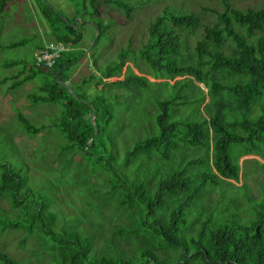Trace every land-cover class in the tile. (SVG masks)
Wrapping results in <instances>:
<instances>
[{"label":"trees","instance_id":"obj_1","mask_svg":"<svg viewBox=\"0 0 264 264\" xmlns=\"http://www.w3.org/2000/svg\"><path fill=\"white\" fill-rule=\"evenodd\" d=\"M8 1L0 0V14ZM98 1L90 0L91 10L83 3L70 19L38 0L54 42L69 49L51 67L38 66L34 57L31 73L23 79H17L21 72L15 74L9 89L41 76L37 90L27 98L60 105L61 115L52 126L63 136L61 152L78 153L100 167L97 177L102 182L95 185L100 190H93L94 199L79 208L77 224L58 225L57 211L51 209L54 203L39 201L18 169L0 161V199L14 214L9 219L0 208V233L13 229L33 237L39 252L48 253V262L42 264H264V200L252 202L247 180L240 187L234 184L240 177V156L253 154L264 160V37L250 39L264 32V7L243 11L228 4L217 21L205 24L191 56L183 49L182 33H195L203 20L195 11L167 7L149 24L147 41L133 49V57L147 67L145 75L127 66L122 79L106 80L121 76L127 49L120 51L119 62L97 65L99 74L75 82L68 72L85 53L79 52L85 34L81 24L90 16L97 18L92 24L98 35L91 49L110 27L97 15ZM103 1L130 18L141 5L132 0ZM81 11L83 20L78 24L75 18ZM25 40L6 46H19ZM47 43H39L37 50ZM147 76L165 79L175 91L156 99L150 134L124 152L128 174L120 177L113 166L118 161L117 142L108 137L115 112L107 100L116 98L119 88L149 87L155 81ZM59 78L69 81L72 91ZM91 81L101 89L90 95L85 87ZM105 86L110 90H102ZM194 104L200 113L196 118L177 114L182 105ZM257 108L260 114L254 117ZM19 120L29 135L46 127L35 126L23 113ZM233 145L238 147L236 153ZM252 161L257 168L264 167V161ZM104 174L112 176L108 186ZM242 189L247 193L242 194ZM95 191L104 195L102 200ZM33 253L39 254L36 249ZM0 264L19 262L0 251Z\"/></svg>","mask_w":264,"mask_h":264},{"label":"rangeland","instance_id":"obj_2","mask_svg":"<svg viewBox=\"0 0 264 264\" xmlns=\"http://www.w3.org/2000/svg\"><path fill=\"white\" fill-rule=\"evenodd\" d=\"M37 1L9 0L5 10L0 14V44L3 45L0 47V161L9 162L18 169L28 186L40 197L39 201L47 199L49 203H54L51 205V209L57 211L58 225L60 223L64 225L77 224L78 219H81L79 208H82L86 201L93 198L91 196L93 190H100L95 186L97 183L102 182L97 177L100 167L95 168L92 161L87 160L78 153L61 152L63 136L56 127L52 126L61 115L60 105L49 102H32L27 98L28 93L37 90L38 85L42 82L41 76L22 81L14 89H9L14 82L13 76L15 74L21 72L17 79H23L31 73L30 70L35 60L38 44L54 41L53 35L48 32L50 27L43 16L42 6ZM45 1L70 19L77 14L78 9L83 7V3H90V0ZM132 1L134 4H141L131 13L132 18L128 17L124 10L106 4L103 0L98 1L97 15L105 20V23H109L110 27L101 36L98 44L91 49L98 35L97 27L92 24L97 18L93 19L95 16H90L88 22L81 24L85 34L79 43V52L85 51V53L69 69L68 73L72 81L79 82L85 76L99 74L95 66H104L114 59L119 62L121 58L120 51L127 49L128 55L125 56L126 63L121 76H114L106 80L122 79L127 66H132L134 72L145 75L147 67L142 61L135 59L133 55L135 56V51L140 48L142 43L147 41L149 24L167 7L174 11H195L203 20V25L195 33H182L183 49L189 56L193 52L195 42L202 39L205 24L217 21L218 15L226 11L228 4L243 11L249 8L264 7V0ZM87 8L91 10L90 4L87 5ZM82 13L81 11V15L75 18L78 24L83 20L82 15L84 14ZM240 32L244 33L243 30H240ZM261 35L264 37V32H258L250 39H256ZM21 39H26V42L22 45L6 46L10 42ZM225 50L229 52L228 48H225ZM90 52H93V54H90ZM17 59L25 62L14 65L6 64ZM147 77L150 81H155L149 87H137L138 89L134 90L127 87L119 88L117 90L118 96L107 100V103L112 104L115 112V117L109 124L108 137L117 142L115 153L118 161L113 166L120 177L128 174V167L122 161L124 152L130 150L136 141L144 137L146 133L147 135L150 134L151 124L154 122L152 112L156 111V99L167 98L175 91L165 79ZM180 78L183 77H177L176 79ZM173 82L174 80L171 81V83ZM197 84L206 91L204 84L199 82ZM100 89L101 85L95 86L94 81L89 82L85 87L90 95ZM102 90L109 91L110 88L105 86ZM102 90L98 93H102ZM181 108L177 114L183 119L190 117L189 114H191V117L195 116V118L200 114L197 112L195 104L191 106L182 105ZM19 113H23L35 126L45 125L46 127L36 134H27L19 120ZM259 114L260 109L257 108L252 115L257 117ZM232 150L236 153L238 147L233 145ZM255 158L264 161L253 154H243L239 157L240 177L234 183L240 187L243 185L244 180H247L248 187L246 189L252 202L264 200V167L257 168L254 166L252 160ZM245 171L246 174H244ZM111 177L110 174H104V182L107 181V186ZM247 190H243L242 194H246ZM95 192L98 199L102 200L104 195H97L99 193ZM211 196L216 199V194H211ZM244 202L251 203L246 199H244ZM0 208L5 211L6 214H2L6 215L7 218L12 219L14 217L12 210L4 199H0ZM105 214L108 215L109 212L105 211ZM23 235L22 231H13V229L1 232L0 251L12 256L19 264L48 262V253L43 254L41 252V254L39 252L40 248L36 240L31 236L24 237ZM34 249L38 250V253L43 255L44 258L41 259L39 254L35 256Z\"/></svg>","mask_w":264,"mask_h":264},{"label":"built area","instance_id":"obj_3","mask_svg":"<svg viewBox=\"0 0 264 264\" xmlns=\"http://www.w3.org/2000/svg\"><path fill=\"white\" fill-rule=\"evenodd\" d=\"M68 49L69 47L62 42H48L44 48L37 50L35 53L36 64L38 66L51 67L60 54Z\"/></svg>","mask_w":264,"mask_h":264},{"label":"water","instance_id":"obj_4","mask_svg":"<svg viewBox=\"0 0 264 264\" xmlns=\"http://www.w3.org/2000/svg\"><path fill=\"white\" fill-rule=\"evenodd\" d=\"M56 76H59V72H56ZM59 81H62V80H60V78H59ZM62 83H63L65 86H67L68 89H70V90L72 91V89H71L69 83H67V82H65V81H62ZM95 116H96V111L93 112V115H92V117H91V121H92L93 124H94V122H95Z\"/></svg>","mask_w":264,"mask_h":264}]
</instances>
